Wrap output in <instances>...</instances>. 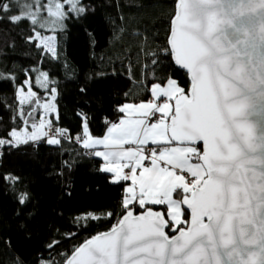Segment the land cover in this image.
I'll list each match as a JSON object with an SVG mask.
<instances>
[{
    "label": "snow or ice",
    "instance_id": "obj_1",
    "mask_svg": "<svg viewBox=\"0 0 264 264\" xmlns=\"http://www.w3.org/2000/svg\"><path fill=\"white\" fill-rule=\"evenodd\" d=\"M17 3V14L0 15V20L27 21L34 33L28 41H38L37 47L43 45L55 55L54 38L36 31L47 23L36 0ZM65 3L68 11L62 3L47 9L61 29L68 15L87 11L82 0ZM9 11V4L0 0V12ZM169 43L166 51L172 53L175 64L190 73L187 94L170 77L163 86L153 83L155 99L165 97L166 101L124 105L120 112L141 118L111 123L103 138L91 136L86 117L80 114L85 131L76 139L82 140L85 149L103 145L105 151L92 153L103 158L101 170L114 174L111 182L131 180L132 186L122 200V218L109 232L75 249L66 264H264V0H177ZM3 78L15 80L14 76ZM36 80L45 88L56 83L45 72ZM31 89L28 79L17 86L18 104L32 103L36 93ZM48 91L55 101L56 88ZM42 108L45 115L57 113L54 103L45 102ZM156 113L161 114L158 123L147 124L146 118ZM25 114L18 109L17 115ZM45 126L52 129L51 120L33 123L31 133L13 128L8 139H0V146L40 140L48 136L41 131ZM55 135L68 136V130L54 129L47 143L60 144ZM149 140L154 145L173 141L179 145L162 146L158 155L156 148H150L152 166L146 167L143 146ZM199 142H203L202 151ZM128 143L137 147L123 149ZM160 162L167 166L161 167ZM2 179L15 184L19 178L5 175ZM29 199L28 193L21 192L17 202L23 206ZM152 205L166 206V210L153 211ZM137 206L148 207L134 215ZM186 211L190 218L185 217ZM101 218L88 214L76 221L87 227V221ZM165 229L177 234L169 237ZM58 244L54 241L47 247Z\"/></svg>",
    "mask_w": 264,
    "mask_h": 264
},
{
    "label": "trees",
    "instance_id": "obj_2",
    "mask_svg": "<svg viewBox=\"0 0 264 264\" xmlns=\"http://www.w3.org/2000/svg\"><path fill=\"white\" fill-rule=\"evenodd\" d=\"M2 2L11 11L0 15L17 14V0ZM82 2L86 13L68 15L65 26L55 31V55L37 47L38 41H28L34 33L27 21L0 20V139H8L13 128L37 124L42 115L39 103L52 87L58 113L52 125L71 136V140L60 136V144L55 145L44 138L0 146V264H64L82 242L111 229L124 215L127 182H111L113 175L101 170L103 161L77 141L85 131L80 114L86 117L90 133L102 137L121 117L122 106L153 97V83L163 85L170 77L185 91L190 87L188 74L166 51L177 0ZM36 31L44 30L37 26ZM34 68L38 71H31ZM38 72L47 73L55 85H38ZM26 79L36 96L31 104L20 105L17 86ZM18 109L26 114L17 115ZM5 175L18 177V182L5 181ZM21 192L30 197L23 206L17 202ZM88 214L102 218L80 226L76 218ZM185 217L189 218L187 212ZM54 241L59 244L48 248Z\"/></svg>",
    "mask_w": 264,
    "mask_h": 264
},
{
    "label": "rangeland",
    "instance_id": "obj_3",
    "mask_svg": "<svg viewBox=\"0 0 264 264\" xmlns=\"http://www.w3.org/2000/svg\"><path fill=\"white\" fill-rule=\"evenodd\" d=\"M36 3H37V5H38V10L40 11V13H41L44 17H46V19H47V23H45V24L43 25V27L38 26L39 28H41V29L44 30V31H43V32H39V31H38V32L41 34L42 37L51 36V37L54 38V39H53V42H52V45L55 47V52H56L57 35H56V32H55V31L61 29V27H59L56 23H54L55 18L51 16L50 12H48L47 9H48L49 7H51L52 5H54L55 3H62V4H64L65 11H68V6H67V4L65 3V0H36ZM53 10H54V9H53ZM65 20H66V19H65ZM65 20H63V27L65 26ZM63 27H62V28H63ZM41 46H43V45H41ZM43 47H44V46H43ZM44 48L48 51V49H47L46 47H44ZM50 53H51V52H50ZM39 75H40V72L37 73V76H39ZM36 82H37V80H36ZM37 84H38V85H41V84L38 83V82H37ZM49 84H50V83H49ZM49 84L47 85V88L49 87ZM27 90H28V89H27V86H26V87H25V92H27ZM31 90L34 92L33 88H32ZM44 101H45V102H48V103H55L54 101L51 100V95H50V93H48V94L46 95V98H45ZM23 105H28V103H25V104H23ZM40 108L43 109L42 106H40ZM42 113H43V115H42V119H41V121H48V119H49L50 117L52 118V116L55 115V113H49L48 115H45V114H44V110H42ZM42 113H41V114H42ZM51 115H52V116H51ZM151 118H152V121L150 120ZM49 120H51V119H49ZM149 121H151V123H152V122L154 121V116H153V117L150 116V117H149ZM37 125H39V123H37ZM29 127H32V126H25L24 128L20 129L21 131H19V130H17V131L23 133V132L26 130L28 133H31L34 129H32V128L29 129ZM53 128H54L53 125H52V129H49L47 126H45V128L42 129L41 131H43V132H48V136H41V139L46 138V139L48 140L49 138H52V136H53ZM55 138H56V139H60V135H55ZM41 139H40V140H41ZM37 141H38V140H37ZM149 149H150V148L146 147V148L144 149V152H145V155L147 156V159H149L148 161L151 162L150 155H149ZM127 172H129V169H127ZM188 179L190 180L191 177L188 176Z\"/></svg>",
    "mask_w": 264,
    "mask_h": 264
},
{
    "label": "crops",
    "instance_id": "obj_4",
    "mask_svg": "<svg viewBox=\"0 0 264 264\" xmlns=\"http://www.w3.org/2000/svg\"><path fill=\"white\" fill-rule=\"evenodd\" d=\"M163 86V85H162ZM149 101H153V102H156V103H162V102H165L166 101V98L165 97H161L160 98V100H156L155 99V96H154V94H153V97L149 100ZM148 101H146V102H143V103H147ZM43 103H45V101L43 100V101H41L40 103H39V105L40 106H42L43 105ZM142 103V102H141ZM170 103H172L173 104V101H171ZM55 104V103H54ZM127 104H132V105H134V106H138L140 103H127ZM126 105V104H125ZM56 106V105H55ZM123 107V106H122ZM43 110V109H42ZM42 115H43V113H42ZM42 115H41V117H40V119H39V122L41 121V119H42ZM52 116V115H51ZM57 116V113H55V115H53L52 116V118L53 117H56ZM154 116V121L152 122V123H158V119H159V117L161 116V114L160 113H156L155 115H152V117ZM150 117V116H149ZM149 117H147L146 118V123L147 124H152L151 123V121H149ZM52 118L50 117L49 119H51V122H52ZM139 118H141V117H139L138 115H136V114H133L131 117H129L128 116V114L126 113V112H121V117L119 118V120H117L116 122H114V123H118L121 119H132V120H136V119H139ZM48 119V120H49ZM38 122V123H39ZM32 126V125H31ZM111 126V125H110ZM109 126V127H110ZM108 127V128H109ZM30 128H32V127H29V129ZM33 129V128H32ZM108 130V129H107ZM19 131H21V130H19ZM87 131L90 133V131L88 130V128H87ZM91 134V133H90ZM107 135V131H106V133L102 136V137H96V136H93L92 134H91V136L93 137V138H103V137H105ZM83 144V143H82ZM162 146H167V147H175V146H178V145H175V144H172V142L171 143H167V142H162V144L161 145H154V144H152V142H151V140H149V142H148V144H146V145H144L143 146V149H145L146 147H148V148H156L157 149V155L159 154V151H160V148L162 147ZM123 149H128V148H133V149H135L136 147H137V145L135 144V143H128V144H124L123 146ZM91 151H92V153H94L95 151H105L106 149L104 148V146L103 145H98V146H96L95 148H93V149H90ZM118 150V149H117ZM143 154L145 155V152H143ZM145 157H146V159L143 161V163H144V166H146V167H151L152 165H151V162L150 161H148L149 159H147V156L145 155ZM102 161H103V158L102 157H99ZM193 162H195V160H193ZM105 162L103 161V164H104ZM121 163H123V161H121ZM160 166L161 167H166L167 165H166V162H160ZM127 169L128 168H125L123 171L125 172V173H129V172H127ZM140 171H141V169H137V171H136V174H137V176H139V173H140ZM177 171V174H181V172H180V170H176ZM112 175H113V177H114V174L113 173H111ZM184 175H185V177H186V179H188V176H190V174H188V173H184ZM127 182V184H126V187H125V196L127 195V193H126V188L127 187H129V186H132V181L131 180H129V181H126ZM137 191H138V188H137ZM174 198H175V196H174Z\"/></svg>",
    "mask_w": 264,
    "mask_h": 264
},
{
    "label": "water",
    "instance_id": "obj_5",
    "mask_svg": "<svg viewBox=\"0 0 264 264\" xmlns=\"http://www.w3.org/2000/svg\"><path fill=\"white\" fill-rule=\"evenodd\" d=\"M176 8H177V3H176ZM175 16V15H174ZM173 24H174V17H173V19H172V25H171V28L173 27ZM170 37V36H169ZM169 48H170V43H169ZM172 54V53H171ZM172 60H173V62H174V56L172 55ZM174 64H175V62H174ZM175 66L178 68V69H180V70H183V71H185L187 74H188V78H189V80H190V73H188V71L186 70V69H183L182 67H180V66H178V65H176L175 64ZM190 88V87H189ZM187 92L188 91H186V94H187ZM173 105H174V101H173ZM168 122L170 123V118H169V120H168ZM173 144H175V145H179V142H175V141H173L172 142ZM200 149H201V151L203 150V142H199V144L197 145ZM152 207V209H153V211H163L162 209H158V208H155V207H153V206H151ZM185 209H186V206H183ZM147 208V207H146ZM146 208L145 209H143L142 211H145L146 212ZM142 211H140V212H137L136 211V209L134 210V215H139ZM187 212V211H186ZM188 213V212H187ZM122 218V217H121ZM120 218V219H121ZM166 218H168V217H166ZM189 218H190V216H189ZM110 230V229H109ZM109 230H107V231H104V232H101V233H107V232H109ZM165 231L167 232V234L169 235V237H172V236H174V235H176L177 233L174 231V232H170V230L169 229H165ZM99 234V233H98ZM97 235V234H96ZM96 235H94V236H92V237H90V238H88L87 240H89V239H92L93 237H95ZM86 241V240H85ZM84 241V242H85ZM84 242H82L78 247H80L82 244H84ZM77 247V248H78ZM76 248V249H77ZM73 253H74V251L71 253V255L67 258V259H71L72 258V256H73ZM64 264H66V261L64 262Z\"/></svg>",
    "mask_w": 264,
    "mask_h": 264
},
{
    "label": "built area",
    "instance_id": "obj_6",
    "mask_svg": "<svg viewBox=\"0 0 264 264\" xmlns=\"http://www.w3.org/2000/svg\"><path fill=\"white\" fill-rule=\"evenodd\" d=\"M150 120L152 121V118H151ZM54 129H58V128H57L56 126H54L53 130H54ZM68 136H70V135L68 134ZM68 136H65V138L71 140V138H68ZM70 137H71V136H70ZM77 141L79 142L80 140H77Z\"/></svg>",
    "mask_w": 264,
    "mask_h": 264
}]
</instances>
